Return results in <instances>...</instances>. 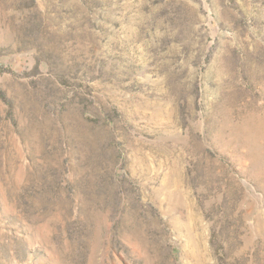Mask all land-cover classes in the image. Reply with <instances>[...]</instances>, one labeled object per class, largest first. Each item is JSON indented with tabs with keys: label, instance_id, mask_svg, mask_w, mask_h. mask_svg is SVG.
I'll return each instance as SVG.
<instances>
[{
	"label": "rangeland",
	"instance_id": "1",
	"mask_svg": "<svg viewBox=\"0 0 264 264\" xmlns=\"http://www.w3.org/2000/svg\"><path fill=\"white\" fill-rule=\"evenodd\" d=\"M0 264H264V0H0Z\"/></svg>",
	"mask_w": 264,
	"mask_h": 264
}]
</instances>
